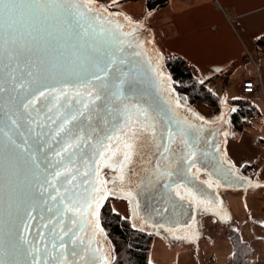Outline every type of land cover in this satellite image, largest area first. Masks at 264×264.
<instances>
[{
    "label": "snow or ice",
    "instance_id": "snow-or-ice-1",
    "mask_svg": "<svg viewBox=\"0 0 264 264\" xmlns=\"http://www.w3.org/2000/svg\"><path fill=\"white\" fill-rule=\"evenodd\" d=\"M82 2L83 7L81 0H0V120L5 121L0 128L5 138L0 142V231L6 227L9 237V249L4 252L9 259L0 260V264H110L103 248L94 247L99 245L97 236L104 234L99 210L109 196H119L130 205L135 201V194L124 191L123 185L129 182L132 166L143 158L145 147L154 146L167 164L161 168L157 160L155 174L159 179L172 181L182 173L195 175L200 171L195 161L202 125L177 119L175 129L169 126L166 135L158 131L156 115L146 107L126 102L128 73L112 75L117 62L125 63L122 57L115 53H106L103 58L90 54L83 60L78 57L75 67L64 66L57 53L62 55L65 47L76 49L73 41L80 36L69 17L75 13L85 35L91 25L86 28L81 21H86L89 13H99L93 19L105 22L100 20L103 13L94 6L95 0ZM123 20L130 31L125 32V25L118 21L107 20L114 27L101 28V34L108 31L120 53L125 45L143 48L134 39L143 25L128 15H123ZM91 52L99 49L93 46ZM65 72H74L79 83L74 87L43 83ZM193 115L203 124L209 123ZM82 124L87 131L84 127L73 131L74 126ZM46 127L47 133L43 131ZM45 136L59 145L51 157L47 153L53 144L45 147ZM30 137L35 140V151ZM215 150L219 152V146ZM42 163L46 165L43 168ZM103 168L116 173L111 181L102 176ZM206 183L212 186L211 181ZM164 187L180 200L212 210L211 202L185 183H175L174 187L165 183ZM138 207L137 202L134 214ZM37 215L41 224L36 236L29 238ZM165 231L176 239L186 238L176 236L172 228Z\"/></svg>",
    "mask_w": 264,
    "mask_h": 264
},
{
    "label": "crops",
    "instance_id": "crops-1",
    "mask_svg": "<svg viewBox=\"0 0 264 264\" xmlns=\"http://www.w3.org/2000/svg\"><path fill=\"white\" fill-rule=\"evenodd\" d=\"M108 3L112 8L104 6L109 10L120 11L149 27L162 54L172 52L192 64L206 86L219 97L218 105L209 107L212 113L207 119L221 115L226 85L225 100L231 104V110L227 109L230 129L226 136V158L253 185L263 189L262 193L252 192V188H258L253 186L247 190L220 189L222 204L205 211L195 229L190 233L184 230L187 234L174 231L176 236L186 238L176 239L165 229L156 230L155 237L167 247L165 254H172L164 261L154 258L151 250V262L203 264L195 262L197 252L191 259L189 246L205 239L214 245L215 236L220 235L226 245L214 249L206 264H236V252L240 258L237 264H264V42H259L264 38V0H169L167 5L154 10L146 8L145 0H108ZM248 77L260 78L262 82L259 95L249 98L258 111L239 130L233 127L230 116L236 108L233 101L243 97L240 86ZM230 91H234L233 98ZM250 195L255 200L248 202ZM119 206L120 209H114L126 217L127 208ZM235 237L240 241L238 249ZM182 254L188 257L184 255L181 259Z\"/></svg>",
    "mask_w": 264,
    "mask_h": 264
},
{
    "label": "water",
    "instance_id": "water-1",
    "mask_svg": "<svg viewBox=\"0 0 264 264\" xmlns=\"http://www.w3.org/2000/svg\"><path fill=\"white\" fill-rule=\"evenodd\" d=\"M81 3L83 7L82 0ZM94 6L103 13L100 16V20L105 22L100 23L93 19L99 13H89L87 20L81 21L86 28H88V25H91L85 35L84 29L80 28L76 23L78 17L73 13L69 19L75 32L80 33V36L73 41L77 44V48L65 47L61 50L62 55L59 53L57 55L60 56V60L65 67L71 68L75 67L78 63V57L79 60H83L85 56L91 54L92 56H100L103 58L106 53H115L118 57H122L125 63L120 64L117 62L112 73L113 77L120 75L121 72L128 73L124 86L127 97L126 102L146 107L156 115L159 120L158 131H162L166 135L169 126L175 129V121L177 119H187L193 124L198 126L202 125V131L199 133L198 141L199 151L195 161L196 167L200 169L198 173L195 175L192 173L184 175L182 173L180 176H174L172 181H169L166 177L159 179L155 174L157 160H159L161 168H166L167 164L163 157H159L158 150L154 146H146L143 151V158L138 159L132 166L133 171L129 174V182L123 185L124 191L131 190L135 194L136 203L138 202L139 204L137 208L138 214L146 225L155 227L156 229L172 228L174 231L179 230V232L186 230L187 233H190L196 228L195 219L199 213V208L195 204L189 203L187 199L180 200L173 191L164 187L165 183H170L173 187L175 183H185L202 199L210 201L211 208L222 204L220 189L247 190L254 184L247 176L240 174L236 167L226 158V136L224 133H228L230 129L228 111L231 110V104L225 100L226 85L223 93V110L221 115L215 120L205 118L196 109L181 101L179 93L173 86L170 75L163 68V54L157 47L152 30L145 25L142 28H138L134 39L135 42L142 43L143 48H129L125 45V51L120 53L116 39L110 36L108 31L101 34V28L110 30L114 27V23L109 24L106 21L112 20L113 22L118 21L120 24L125 25L123 29L125 32L130 31L126 26V22L123 20L124 14L120 11H111L97 1H95ZM109 13L112 15L109 16ZM120 38L123 39V37ZM128 39H133V37H129ZM93 46L99 49V52L92 53L91 49ZM135 52H140L141 55L136 56L134 55ZM74 53L76 54L74 55ZM43 83L53 87H60L67 83L74 87L79 83V79L74 72H65L62 75L48 78ZM177 103L180 105L178 108L176 107ZM40 107L43 108V102ZM194 113L203 117L209 123L203 124L202 121L195 118ZM170 118L173 122L171 125L169 124ZM4 125L5 121L0 120V128H4ZM79 127H84L87 131L86 124L74 126L73 131H78ZM21 130L23 131L24 129ZM43 131L47 133L48 128H44ZM16 139L19 143H22L19 136ZM43 139L45 141V147L49 142L53 144V149L48 150L47 153L51 157L53 150L58 148L59 145H56L54 141H50L48 136L43 137ZM4 140L3 133H0V142ZM29 143L32 145V150L35 151L34 138L30 137ZM216 146H219V152L215 150ZM160 150L162 151V149ZM39 155L41 161H43L44 154L41 153ZM176 158L178 157H173V159ZM45 166L44 163L41 164L42 168ZM195 172L196 169L193 168V173ZM108 174L110 175L109 181H111L115 175L111 171H108ZM27 175L30 179V172ZM21 179H24L23 174ZM208 181H211V187L206 183ZM108 186L113 187L111 183ZM120 187L119 181H117L116 191H120ZM100 210L99 224L104 234L97 236L96 239L99 241V245H94V247H102L104 250L103 254L108 257L111 264L113 260V248L106 230L101 224ZM45 215L47 216L48 214L46 213ZM40 224L41 221L37 215L36 220L32 221L29 238L36 236V230ZM159 225H164V228H160ZM6 233V227L3 231H0V260L9 259V256L4 255L5 250L9 249V237Z\"/></svg>",
    "mask_w": 264,
    "mask_h": 264
},
{
    "label": "trees",
    "instance_id": "trees-1",
    "mask_svg": "<svg viewBox=\"0 0 264 264\" xmlns=\"http://www.w3.org/2000/svg\"><path fill=\"white\" fill-rule=\"evenodd\" d=\"M146 8L154 10L168 4L169 0H145ZM259 42H264V38ZM164 70L170 75L175 90L187 99L188 104L195 106L198 102L208 106L216 105L219 97L215 95L202 80L192 64L182 56L165 52L163 54ZM236 107L230 116L234 128L242 130L248 123V118L258 111L257 106L249 98L239 97L233 101ZM108 198L101 207L100 220L105 228L113 248L111 264H156L150 260V250L156 232L142 229L134 222L121 215L110 205ZM135 225V226H134ZM239 239L234 238V245L238 249ZM234 263L240 260L237 254Z\"/></svg>",
    "mask_w": 264,
    "mask_h": 264
},
{
    "label": "rangeland",
    "instance_id": "rangeland-1",
    "mask_svg": "<svg viewBox=\"0 0 264 264\" xmlns=\"http://www.w3.org/2000/svg\"><path fill=\"white\" fill-rule=\"evenodd\" d=\"M106 7H110V8H112V5L111 4H109L108 3V0H100ZM162 64H163V61H162ZM164 68V67H163ZM219 93V92H218ZM221 93V92H220ZM219 93V94H220ZM230 94H231V97L232 96H234L235 94H234V91H230ZM234 94V95H233ZM180 98H181V101L183 102V103H185V104H187V105H190V104H188V101H187V99H185L184 97H182L181 95H180ZM233 98V97H232ZM218 103L219 102H217V104L216 105H218ZM191 106V105H190ZM208 106V105H207ZM206 106V104H203V103H201V102H198L193 108L194 109H196L199 113H201L205 118H209V116H210V114L212 113H209L210 112V106H208L207 107ZM215 106V105H214ZM216 109V108H215ZM215 109H214V111H215ZM220 109V108H219ZM219 109H217V112H218V110ZM213 110V109H212ZM219 116V115H218ZM217 119V118H216ZM215 120V119H214ZM108 171H111L114 175H116V173H114L111 169H108V168H103L102 169V176L105 178V179H108L109 180V178H110V175L108 174ZM109 185V184H108ZM109 187V186H108ZM109 188H111V187H109ZM252 192L253 191H257V192H259V193H262L263 192V189L261 188V187H258V188H256L255 190L252 188V190H251ZM117 192H119V191H117ZM251 192V193H252ZM252 195V194H251ZM249 196L248 197V202L249 201H252V200H255V199H253V197L252 196ZM108 198H110V200H109V202H110V205L113 207V209H114V207H117V208H119L120 206V204H122V205H125V207L127 208V210H128V217L126 216V218H129V219H131L133 222H134V224L136 225V226H138V227H140V228H144V229H148V230H154L155 232H156V230H159V229H156L155 227H151V226H148V225H146L142 220H141V218H140V216H139V214H138V211H137V209H136V214H134L133 213V209L136 207V199H135V201H133V203L130 205L129 203H128V201L126 200V199H122V198H120L119 196H109ZM107 198V199H108ZM106 199V200H107ZM120 209V208H119ZM125 210V209H124ZM199 213H198V215H197V217H196V222H195V225L197 226V224L200 222V219H201V217L205 214V210L203 209V207H200L199 208ZM123 213H125V211L123 212ZM122 215V214H121ZM186 232L184 231V234H185ZM183 234V233H182ZM187 234V233H186ZM223 235V234H222ZM216 237V243L214 244V245H212L210 242H207V239H205V240H202L200 243H198V244H192V246H189V248H190V250L192 251L190 254V257H191V259H192V255L194 254V253H198L197 254V259H194L195 260V262L196 263H199L198 261H202L203 262V264H206V261L207 260H210L211 258H212V253L211 252H213V250L214 249H223V246H225L226 245V242H224V240H221L220 238H222L220 235H217V236H215ZM224 239H226L225 237H224ZM170 243V242H169ZM197 245H199V249H197V251H196V247H197ZM167 247L163 244V242H161L160 240H159V238L157 237H155L154 238V240H153V243H152V247H151V250L153 251V255H154V258H160V260H164V261H166L167 259H168V257L172 254V253H167V254H165V250L167 251V249H166ZM169 249L171 250V246H169ZM150 250V251H151ZM218 251H222V250H218ZM169 255V256H168ZM185 254H182L181 255V259L183 258V256H184ZM188 255V254H187ZM185 257H188V256H184V258ZM194 257H196V255L194 256ZM210 264V263H209ZM213 264H215V263H213Z\"/></svg>",
    "mask_w": 264,
    "mask_h": 264
},
{
    "label": "built area",
    "instance_id": "built-area-1",
    "mask_svg": "<svg viewBox=\"0 0 264 264\" xmlns=\"http://www.w3.org/2000/svg\"><path fill=\"white\" fill-rule=\"evenodd\" d=\"M261 86L262 82L260 78H245L240 86V94L241 96L248 98L257 97V95L260 93Z\"/></svg>",
    "mask_w": 264,
    "mask_h": 264
}]
</instances>
